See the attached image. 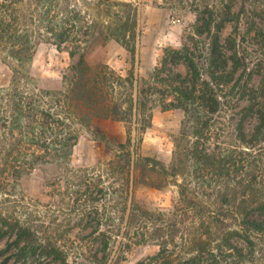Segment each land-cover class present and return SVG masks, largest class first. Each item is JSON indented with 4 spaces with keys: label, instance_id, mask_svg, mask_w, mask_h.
Instances as JSON below:
<instances>
[{
    "label": "trees",
    "instance_id": "obj_1",
    "mask_svg": "<svg viewBox=\"0 0 264 264\" xmlns=\"http://www.w3.org/2000/svg\"><path fill=\"white\" fill-rule=\"evenodd\" d=\"M81 2L0 0V51L5 52L14 64L11 67V88L0 90V120H4L0 131V142L4 146L0 176L5 174L12 186H17L22 174L48 167L56 169L52 181L59 182L70 174L68 166L78 139L76 128L84 129L113 152V158L106 164L108 178L112 185L120 183L119 191L123 196L113 190L109 203L114 214H120L121 220L126 219V229L131 233L144 229L145 225L159 223L165 216L163 212L142 209L129 200L128 190L134 172L136 182L146 187L161 189L173 183L180 197L187 202L185 188L176 179L186 175L192 161L204 163L212 169L219 162L216 155L208 154L206 149L199 150L197 142L206 130V114L215 112L217 107L214 88L230 82L232 76L227 77L228 74L242 71L245 77L240 89L247 106L236 129L241 144L250 148L253 141L264 138V29L259 24L264 22V0H240L237 11L238 0H162L166 8L175 13L184 10L192 13L194 37L190 38V46L163 50L160 65L150 77L153 84L145 80L138 83L134 79L138 37L136 7L130 2L117 0ZM242 19L246 28L241 36ZM228 25L232 32L223 45L221 33ZM43 38L69 57H77L72 75L63 77L59 89L53 92L43 91L36 85L27 87L24 81L32 80V77L21 72L30 67L36 46ZM202 40L205 41L200 48ZM108 42L120 45L128 54L131 69L125 77L105 65L90 67L85 61L92 46ZM246 51H251L256 60L251 69L244 63L248 59L242 56ZM179 64L185 66L186 76L174 71ZM254 75L260 76L259 85L249 88ZM157 83L175 101L168 106L184 112L167 165L155 158L141 156L139 152L142 136L151 121L146 102L155 94L150 90ZM249 116L255 117L256 125L248 137L243 122ZM95 119L121 123L124 141L111 142L105 135L93 132L91 126ZM71 178L78 182L76 176ZM82 184L84 181L76 186L82 187ZM81 192L82 198L87 194L90 197L94 189ZM258 207L262 211L264 204L260 203ZM239 210L240 213L236 214L239 232L244 241L252 245L249 236L262 233L264 221L253 219L251 209L243 207ZM43 234L39 227L21 217L0 213V238H10L7 249L15 251L16 259L11 264H32L42 258H50L58 264H71L56 241ZM221 235L217 240L192 235L187 241L192 246V254L178 264H216L220 250H226V247L231 253L229 256L244 259L243 249ZM2 254L0 251V257Z\"/></svg>",
    "mask_w": 264,
    "mask_h": 264
},
{
    "label": "rangeland",
    "instance_id": "obj_2",
    "mask_svg": "<svg viewBox=\"0 0 264 264\" xmlns=\"http://www.w3.org/2000/svg\"><path fill=\"white\" fill-rule=\"evenodd\" d=\"M117 1L130 2L136 7L138 37L133 74L138 83L150 81L153 70L160 65L164 49L191 45L194 17L188 10L175 13L166 8L162 0ZM239 7L240 0L235 10ZM259 24L264 29V22ZM245 28V20L242 19L241 36ZM231 32L230 25L222 31L220 40L223 45ZM204 41H201L200 48ZM242 56L248 59L244 63L251 69L256 61L254 54L246 51ZM76 61L77 57H69L43 38L36 46L30 67L21 72L32 77V80L24 81L27 87L36 85L43 91L53 92L59 89L63 77L72 75ZM85 61L90 67L105 65L121 77L131 69L128 54L114 42L92 46ZM12 66L13 61L0 51V90L11 88ZM174 71L187 75L183 64L176 66ZM230 76V82L214 88L217 107L215 112L206 114V130L197 142L199 150L206 149L208 154L216 155L220 163L212 169L204 163L190 162L186 175L176 179L185 188L187 202L180 197L173 183L161 189L146 187L137 183V174H133L129 200L132 199L142 209L165 213L161 222L145 225L144 229L131 233L126 229V219L121 220L120 214H114L109 203L113 190V193L117 191L123 196L119 191L120 183L112 185L108 178L106 164L113 158V152L95 141L86 130L77 128L78 139L68 166L70 174L59 182H53L56 169L36 168L22 174L17 186H12L5 174L1 175L0 213L21 217L23 221L39 227L44 237L56 241L71 264H178L192 254V246L187 244L192 235L217 240L220 234L243 249L245 258L237 260L229 256L231 253L226 247V250H220L216 264H264V231L251 233L250 245L241 237L239 218L236 217L239 209L246 207L251 209L253 219L264 221V209H258L260 203L264 204V138L253 141L250 148L241 144L236 129L247 106L240 89L245 77L242 71L227 77ZM259 82L260 76L254 75L248 86L256 88ZM152 87L150 92L155 94L146 102L151 112L150 127L142 136L139 152L141 156L155 158L167 165L184 112L168 106L175 101L160 84ZM3 124L4 120H0V131ZM255 125L254 116L243 122V130L248 137ZM91 129L105 135L111 142L124 141L121 123L95 119ZM3 148L0 142V159ZM72 175L78 182L84 181L82 187L76 186L78 182L71 178ZM87 187L94 189V193L82 198L81 191ZM217 220L220 222L216 223ZM9 241L7 236L0 238V251H3L0 264H11L16 259L15 251L7 249ZM32 264L58 263L42 258Z\"/></svg>",
    "mask_w": 264,
    "mask_h": 264
}]
</instances>
